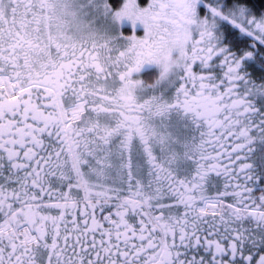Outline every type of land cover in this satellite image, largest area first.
I'll use <instances>...</instances> for the list:
<instances>
[{
    "label": "snow or ice",
    "instance_id": "obj_1",
    "mask_svg": "<svg viewBox=\"0 0 264 264\" xmlns=\"http://www.w3.org/2000/svg\"><path fill=\"white\" fill-rule=\"evenodd\" d=\"M0 264H264V0H0Z\"/></svg>",
    "mask_w": 264,
    "mask_h": 264
}]
</instances>
